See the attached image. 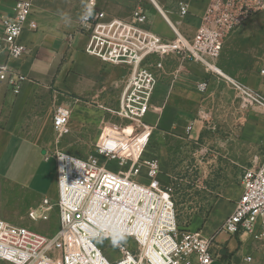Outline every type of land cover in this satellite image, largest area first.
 Returning <instances> with one entry per match:
<instances>
[{
  "label": "crops",
  "instance_id": "obj_1",
  "mask_svg": "<svg viewBox=\"0 0 264 264\" xmlns=\"http://www.w3.org/2000/svg\"><path fill=\"white\" fill-rule=\"evenodd\" d=\"M32 1L37 29L22 33L27 51L13 62L27 79L19 93L0 84V213L12 224L33 223L38 231L40 225L49 229L48 220H31L28 213L39 214L44 197L51 201V184L58 192L56 152L87 158L132 133L131 122L100 107L117 104L126 65L85 51L89 32L80 25L84 12L129 20L142 10L148 28L174 41L178 34L194 36L210 0H191L186 15L179 12L181 0ZM16 2L0 0V18L12 15ZM217 64L225 77L197 61L181 62L175 53L147 59L144 65L158 79L146 115L154 131L136 152L142 160H159L164 185L185 188L192 210L185 217L191 220L188 228L212 238L213 264H264V240L221 230L242 195L244 170L264 156V117L258 108L244 105L230 82L264 95V11L226 38ZM202 81L208 82L206 91L197 86ZM60 105L71 108L62 133L53 126L54 107ZM51 160L52 180L47 173ZM106 166L115 173L127 170L112 162ZM136 178L148 181L145 169Z\"/></svg>",
  "mask_w": 264,
  "mask_h": 264
},
{
  "label": "built area",
  "instance_id": "obj_2",
  "mask_svg": "<svg viewBox=\"0 0 264 264\" xmlns=\"http://www.w3.org/2000/svg\"><path fill=\"white\" fill-rule=\"evenodd\" d=\"M190 1H180V14L189 13ZM32 9V0H17L13 14L0 18V84L6 83L14 93L21 91L27 79L13 62L27 51L22 33L37 29ZM261 11L264 0H210L193 37L178 34L176 40L166 41L147 27L148 17L142 10L134 11L129 20L106 19L105 12L86 10L80 21L89 32L85 51L103 61L126 65L117 104L100 107L131 122L132 133L122 135L114 147H98L87 158L56 152L57 205L44 197L40 213L32 210L28 216L47 221L50 212L57 210L59 229L48 235L0 217V259L14 264H213L212 238L200 229L179 225L174 187L162 183L159 160H142L136 152L154 131L146 115L158 79L144 64L152 55L164 58L175 53L181 62L197 61L225 77L217 61L226 38ZM230 82L241 92L244 105L258 108L264 117V95ZM197 86L206 91L208 82ZM70 118L69 106H57L55 130L64 132ZM106 162L127 170L115 173ZM143 169L146 182L136 179ZM242 188L221 230L249 232L264 240V156L257 166L244 170ZM107 248L116 249L119 259L110 260Z\"/></svg>",
  "mask_w": 264,
  "mask_h": 264
},
{
  "label": "rangeland",
  "instance_id": "obj_3",
  "mask_svg": "<svg viewBox=\"0 0 264 264\" xmlns=\"http://www.w3.org/2000/svg\"><path fill=\"white\" fill-rule=\"evenodd\" d=\"M57 107H54V111H53V116H54V112L56 110ZM112 164L114 166H116V163L115 162H112ZM54 162L53 160H51L49 163H48V169H47V173L49 171V174H50V179H54L55 178V168H54ZM125 168V167H123ZM137 179V178H136ZM138 180H142L141 178H139ZM49 180H47L48 182ZM143 181V180H142ZM174 187V186H173ZM185 188H175L174 187V197L176 199V206H177V210H178V215L180 217V219L178 218V222L180 225H184L187 221V218L186 217V214H188L189 211H192L191 208H190V204L189 201L187 200L188 199V193L184 192ZM57 187L55 185V183L52 185L51 184V188H50V198H51V202L54 203V205L56 204L57 205V201H58V194H57ZM2 213H0V217H2ZM59 217H58V214H57V211L55 213V215L53 214L51 216V218L47 221V226H49V229H46L44 230L42 228V226L40 225L38 227V231L39 232H43L45 234H48V235H52L54 234L58 229H59ZM26 226H30V227H33V223H30V224H24ZM35 227V226H34ZM101 244V243H100ZM102 245V244H101ZM106 255L109 257L110 260H115V259H119L120 255L119 253L117 252L116 249L114 248H107L106 249ZM0 264H14L10 261H7V260H2L0 259Z\"/></svg>",
  "mask_w": 264,
  "mask_h": 264
},
{
  "label": "trees",
  "instance_id": "obj_4",
  "mask_svg": "<svg viewBox=\"0 0 264 264\" xmlns=\"http://www.w3.org/2000/svg\"><path fill=\"white\" fill-rule=\"evenodd\" d=\"M178 218L180 219V217H179V215H178ZM190 222H191V220L190 219H187V221H186V223L184 224V225H180L181 227H188L189 226V224H190Z\"/></svg>",
  "mask_w": 264,
  "mask_h": 264
},
{
  "label": "clouds",
  "instance_id": "obj_5",
  "mask_svg": "<svg viewBox=\"0 0 264 264\" xmlns=\"http://www.w3.org/2000/svg\"><path fill=\"white\" fill-rule=\"evenodd\" d=\"M89 15H91V13H89Z\"/></svg>",
  "mask_w": 264,
  "mask_h": 264
}]
</instances>
